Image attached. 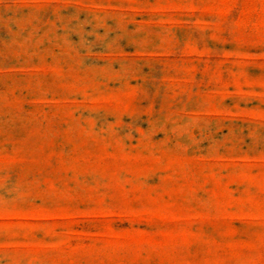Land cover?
Segmentation results:
<instances>
[{
	"label": "rangeland",
	"instance_id": "rangeland-1",
	"mask_svg": "<svg viewBox=\"0 0 264 264\" xmlns=\"http://www.w3.org/2000/svg\"><path fill=\"white\" fill-rule=\"evenodd\" d=\"M0 264H264V0H0Z\"/></svg>",
	"mask_w": 264,
	"mask_h": 264
}]
</instances>
